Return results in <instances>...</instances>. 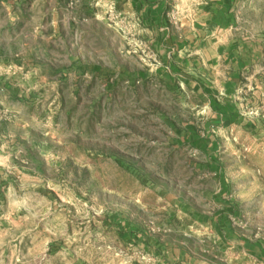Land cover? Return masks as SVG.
Returning <instances> with one entry per match:
<instances>
[{
    "label": "rangeland",
    "instance_id": "rangeland-1",
    "mask_svg": "<svg viewBox=\"0 0 264 264\" xmlns=\"http://www.w3.org/2000/svg\"><path fill=\"white\" fill-rule=\"evenodd\" d=\"M81 4L0 0V264H177L155 250L168 234L154 207L169 193L200 197L205 157L184 140L200 117L154 81L141 93L124 81L113 88L112 66L134 50L114 53L101 28L81 35L61 26L60 12L73 24ZM90 4L127 37L121 19ZM239 30L260 53L236 94L254 127L226 130L214 153L241 226L264 236V0H250ZM130 223L147 242L122 234ZM197 252L234 264L219 250Z\"/></svg>",
    "mask_w": 264,
    "mask_h": 264
},
{
    "label": "crops",
    "instance_id": "crops-1",
    "mask_svg": "<svg viewBox=\"0 0 264 264\" xmlns=\"http://www.w3.org/2000/svg\"><path fill=\"white\" fill-rule=\"evenodd\" d=\"M90 1L82 0L81 8L73 13V24L69 21L72 13L62 10L59 19L65 18L61 26L72 32L82 27L81 35L101 28L114 53L127 47L134 50V55L123 56L112 66V87L118 88L124 81L130 92L141 93L154 81L162 92L188 99V107L200 117L187 124L184 139L205 157L201 166L207 167L203 173L206 179L200 197L169 193L154 207L158 212L155 218L164 219L165 238L178 237L157 239L155 250L163 256L176 255L177 264H185L184 258L187 264H215L197 254L206 248L223 252L234 264H264V236L241 226L240 205L229 195V180L214 153L226 130L237 125L246 131L254 127L240 109L243 104L236 101L239 89L254 77L250 71L260 56L258 44L239 30L241 11L250 0H115L118 11L139 23L127 37L96 19ZM173 12L176 18H171ZM65 32L60 28L59 34ZM232 118L236 121L229 123ZM200 127L206 133H201ZM200 201L209 202V208ZM122 234L132 240H148L145 231L131 223Z\"/></svg>",
    "mask_w": 264,
    "mask_h": 264
},
{
    "label": "built area",
    "instance_id": "built-area-1",
    "mask_svg": "<svg viewBox=\"0 0 264 264\" xmlns=\"http://www.w3.org/2000/svg\"><path fill=\"white\" fill-rule=\"evenodd\" d=\"M95 6L103 9L104 13L107 14L109 18L116 20L121 19L124 25V32L129 36H131V34H133L139 26L138 21H134L132 23L120 11H118L115 0H95ZM171 18H176V12L171 13ZM113 24L117 25L118 22H113Z\"/></svg>",
    "mask_w": 264,
    "mask_h": 264
},
{
    "label": "trees",
    "instance_id": "trees-1",
    "mask_svg": "<svg viewBox=\"0 0 264 264\" xmlns=\"http://www.w3.org/2000/svg\"><path fill=\"white\" fill-rule=\"evenodd\" d=\"M236 120L234 118L229 120V123L235 122Z\"/></svg>",
    "mask_w": 264,
    "mask_h": 264
}]
</instances>
